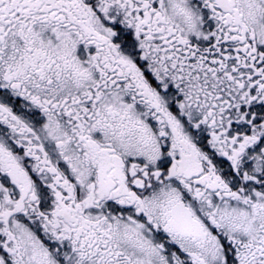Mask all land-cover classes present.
Wrapping results in <instances>:
<instances>
[{
  "label": "snow or ice",
  "instance_id": "1",
  "mask_svg": "<svg viewBox=\"0 0 264 264\" xmlns=\"http://www.w3.org/2000/svg\"><path fill=\"white\" fill-rule=\"evenodd\" d=\"M0 264H264V0H0Z\"/></svg>",
  "mask_w": 264,
  "mask_h": 264
}]
</instances>
